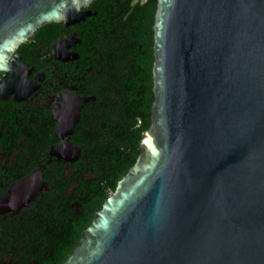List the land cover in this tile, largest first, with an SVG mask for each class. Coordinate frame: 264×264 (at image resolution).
<instances>
[{"label": "water", "instance_id": "water-1", "mask_svg": "<svg viewBox=\"0 0 264 264\" xmlns=\"http://www.w3.org/2000/svg\"><path fill=\"white\" fill-rule=\"evenodd\" d=\"M93 1L0 0V72ZM154 37L142 152L64 264H264V0H157ZM43 185L38 169L0 206Z\"/></svg>", "mask_w": 264, "mask_h": 264}, {"label": "flooded vegetation", "instance_id": "flooded-vegetation-1", "mask_svg": "<svg viewBox=\"0 0 264 264\" xmlns=\"http://www.w3.org/2000/svg\"><path fill=\"white\" fill-rule=\"evenodd\" d=\"M85 10L38 28L14 75L0 72V199L38 169L44 178L34 197L0 206V264L68 259L88 226L71 227L98 196L90 184L125 175L142 152L145 130L137 145L135 131L152 123L157 4L94 0Z\"/></svg>", "mask_w": 264, "mask_h": 264}, {"label": "trees", "instance_id": "trees-1", "mask_svg": "<svg viewBox=\"0 0 264 264\" xmlns=\"http://www.w3.org/2000/svg\"><path fill=\"white\" fill-rule=\"evenodd\" d=\"M151 4H154L156 6L157 0H150ZM150 124L144 125L142 129L136 130L135 134L136 137L132 140V144L137 145V138L141 136V131L147 130L149 128ZM133 164V163H132ZM125 174V173H124ZM124 175L121 176H116V177H108L105 179H102L100 181H94L93 183L90 184V189L92 192L97 193L98 196L95 198V194L92 195V201L90 202V207L91 211L88 213V215L82 220V222L77 223L71 227V235L77 231L78 233L82 231L84 228L90 225L92 221V212H95L97 210H100L102 207L103 202L107 199L111 191H114L118 181L123 177ZM99 198V199H98ZM67 257L61 258L57 257L56 258V263L55 264H61L64 260H66Z\"/></svg>", "mask_w": 264, "mask_h": 264}]
</instances>
